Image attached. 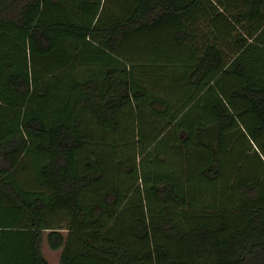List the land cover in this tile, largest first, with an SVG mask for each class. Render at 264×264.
<instances>
[{"label":"trees","instance_id":"1","mask_svg":"<svg viewBox=\"0 0 264 264\" xmlns=\"http://www.w3.org/2000/svg\"><path fill=\"white\" fill-rule=\"evenodd\" d=\"M264 264V0H0V264Z\"/></svg>","mask_w":264,"mask_h":264},{"label":"rangeland","instance_id":"2","mask_svg":"<svg viewBox=\"0 0 264 264\" xmlns=\"http://www.w3.org/2000/svg\"><path fill=\"white\" fill-rule=\"evenodd\" d=\"M43 240L44 239L42 238L41 243H40L42 254L47 257L48 261L51 264H54L55 263L56 254H57V250L49 249L46 246V244L43 242Z\"/></svg>","mask_w":264,"mask_h":264},{"label":"crops","instance_id":"3","mask_svg":"<svg viewBox=\"0 0 264 264\" xmlns=\"http://www.w3.org/2000/svg\"><path fill=\"white\" fill-rule=\"evenodd\" d=\"M44 239V238H43ZM43 242L45 243V241L43 240ZM46 244V243H45ZM47 246V245H46ZM52 250H57V249H52ZM45 256V255H44ZM46 257V256H45ZM57 257H58V250H57V254H56V258H55V263L54 264H56V262H57ZM46 259H47V257H46ZM48 260V259H47ZM48 263L49 264H51L49 261H48Z\"/></svg>","mask_w":264,"mask_h":264}]
</instances>
